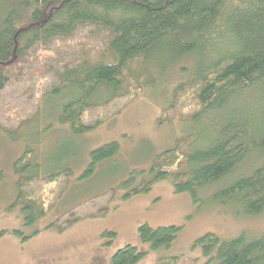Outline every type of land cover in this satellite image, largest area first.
Instances as JSON below:
<instances>
[{"label":"trees","instance_id":"1","mask_svg":"<svg viewBox=\"0 0 264 264\" xmlns=\"http://www.w3.org/2000/svg\"><path fill=\"white\" fill-rule=\"evenodd\" d=\"M183 59L192 62L188 76L174 86L160 121L179 119L194 131L156 154L151 178L124 198L171 177L174 191L194 202L215 185L213 202L257 215L264 210V0H0V129L16 141L38 118L42 99L48 107L58 96L59 120L83 134ZM117 150L115 141L92 150L85 175ZM32 157L27 149L12 163L16 193L8 206L21 208L26 225L55 205L72 175L68 167L41 174ZM246 163L250 168L238 172ZM113 193L76 203L47 227L102 216ZM178 230L142 224L137 233L156 251ZM194 245L208 264H264V233L220 240L208 232ZM144 254L127 244L110 264H136Z\"/></svg>","mask_w":264,"mask_h":264},{"label":"rangeland","instance_id":"2","mask_svg":"<svg viewBox=\"0 0 264 264\" xmlns=\"http://www.w3.org/2000/svg\"><path fill=\"white\" fill-rule=\"evenodd\" d=\"M189 65V59L177 62L154 87H145L136 99L83 134L74 135L69 123L59 120L64 98L58 96L50 99L48 107L42 99L38 118L18 130L16 141L0 129V264H110L115 251L127 244L145 253L136 264H208L201 248L194 245L205 233H214L220 240L264 233V210L246 215L238 203L213 202L215 185L205 187L194 202L190 193L175 192L172 178L167 177L153 182L147 191L124 198L130 188L151 178L149 169L156 154L194 131V125L179 119L160 121L161 109L174 86L187 78ZM111 141L118 144L116 154L85 175L89 153ZM27 149L41 174L62 167L72 170L55 205L31 225L24 223L20 207L8 209L16 193L12 163ZM249 166L242 165L238 172ZM108 188L114 193L102 216L47 227L59 224L56 219L65 210ZM49 190L47 185L43 194ZM142 224L179 230L169 247L154 251L139 240L137 228Z\"/></svg>","mask_w":264,"mask_h":264}]
</instances>
